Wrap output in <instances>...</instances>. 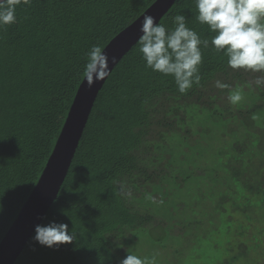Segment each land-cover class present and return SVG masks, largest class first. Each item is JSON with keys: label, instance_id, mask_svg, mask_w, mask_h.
<instances>
[{"label": "trees", "instance_id": "1", "mask_svg": "<svg viewBox=\"0 0 264 264\" xmlns=\"http://www.w3.org/2000/svg\"><path fill=\"white\" fill-rule=\"evenodd\" d=\"M154 1L30 0L0 27V241L52 152L86 53ZM196 14L195 0H176L159 24L174 29L184 15L210 41ZM201 53L200 81L184 93L145 66L138 43L118 62L39 224H68L76 239L46 247L34 231L14 264H120L128 253L146 264H209L211 254L264 264V70L233 69L211 44Z\"/></svg>", "mask_w": 264, "mask_h": 264}, {"label": "clouds", "instance_id": "2", "mask_svg": "<svg viewBox=\"0 0 264 264\" xmlns=\"http://www.w3.org/2000/svg\"><path fill=\"white\" fill-rule=\"evenodd\" d=\"M21 3L29 4L30 0H0V27L16 22V7ZM195 6L196 20L214 33L211 40H202L196 31L188 28L184 15L173 18L174 29H167L155 23L154 17L145 15L139 28L138 52L146 67L172 76L180 93L200 81L201 46L207 48L211 44L217 52H223L228 66L233 69L264 70V0H195ZM86 56L83 75L91 88L110 76L109 56L95 45ZM111 60L114 62L115 58ZM256 83L264 84V78H257ZM217 87L227 85L217 82ZM241 98L237 92L229 100L236 103ZM34 231V240L46 247L71 243L77 236L65 223L38 224ZM120 264L146 262L128 253Z\"/></svg>", "mask_w": 264, "mask_h": 264}, {"label": "water", "instance_id": "3", "mask_svg": "<svg viewBox=\"0 0 264 264\" xmlns=\"http://www.w3.org/2000/svg\"><path fill=\"white\" fill-rule=\"evenodd\" d=\"M175 1L155 0L140 16L109 41L103 49L109 56V70L112 71L138 43L141 35L139 28L144 16L154 17V22L159 24ZM112 57L115 58L114 62L111 60ZM106 79L94 83L89 88L83 77L41 175L12 225L0 241V264L16 262L28 239L34 233L35 226L41 223L56 200L95 100Z\"/></svg>", "mask_w": 264, "mask_h": 264}, {"label": "rangeland", "instance_id": "4", "mask_svg": "<svg viewBox=\"0 0 264 264\" xmlns=\"http://www.w3.org/2000/svg\"><path fill=\"white\" fill-rule=\"evenodd\" d=\"M191 140L194 139V137L190 138ZM160 251H155V250H148V254L150 255H157L156 253H158ZM204 259H207V261H209L210 263L209 264H217L219 262V256L218 255H209L207 258H204ZM182 264H187V259L185 258L184 261L182 262ZM202 264H205L204 263V260H203V263Z\"/></svg>", "mask_w": 264, "mask_h": 264}]
</instances>
